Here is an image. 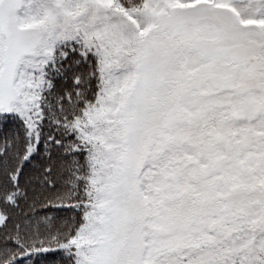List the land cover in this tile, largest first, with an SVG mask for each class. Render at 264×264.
<instances>
[{
  "label": "snow or ice",
  "instance_id": "1",
  "mask_svg": "<svg viewBox=\"0 0 264 264\" xmlns=\"http://www.w3.org/2000/svg\"><path fill=\"white\" fill-rule=\"evenodd\" d=\"M0 264H264V0H0Z\"/></svg>",
  "mask_w": 264,
  "mask_h": 264
}]
</instances>
